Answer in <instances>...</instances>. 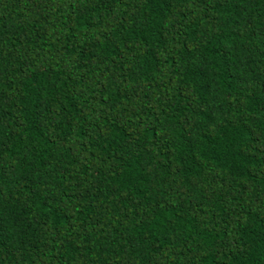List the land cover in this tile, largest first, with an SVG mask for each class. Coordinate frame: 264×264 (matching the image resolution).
<instances>
[{
    "label": "trees",
    "instance_id": "trees-1",
    "mask_svg": "<svg viewBox=\"0 0 264 264\" xmlns=\"http://www.w3.org/2000/svg\"><path fill=\"white\" fill-rule=\"evenodd\" d=\"M0 264H264V0H0Z\"/></svg>",
    "mask_w": 264,
    "mask_h": 264
}]
</instances>
